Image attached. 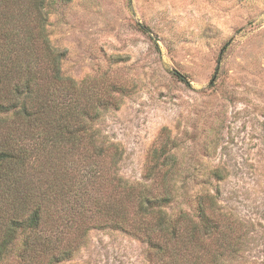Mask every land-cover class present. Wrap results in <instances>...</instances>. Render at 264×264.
Listing matches in <instances>:
<instances>
[{
	"label": "rangeland",
	"instance_id": "374dc122",
	"mask_svg": "<svg viewBox=\"0 0 264 264\" xmlns=\"http://www.w3.org/2000/svg\"><path fill=\"white\" fill-rule=\"evenodd\" d=\"M47 10L62 73L101 103L93 126L119 148L117 173L149 183L152 151L157 164L168 155L162 168L180 172L170 210L195 213L212 195L232 229L224 263L264 264V0H54ZM76 234L77 248L51 264H150L147 244L120 229ZM22 254L10 247L0 264H29Z\"/></svg>",
	"mask_w": 264,
	"mask_h": 264
},
{
	"label": "trees",
	"instance_id": "16d2710c",
	"mask_svg": "<svg viewBox=\"0 0 264 264\" xmlns=\"http://www.w3.org/2000/svg\"><path fill=\"white\" fill-rule=\"evenodd\" d=\"M52 1L0 0V258L19 245L27 263L51 264L77 248L76 232L108 227L145 242L150 264H226L232 229L212 195L195 213L170 210L180 172L162 168L168 155L157 164L152 151L149 183L117 173L119 148L93 126L100 101L62 73L65 51L50 44Z\"/></svg>",
	"mask_w": 264,
	"mask_h": 264
}]
</instances>
